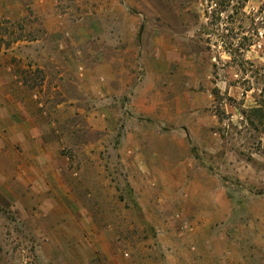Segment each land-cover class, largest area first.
Listing matches in <instances>:
<instances>
[{"label":"rangeland","instance_id":"1","mask_svg":"<svg viewBox=\"0 0 264 264\" xmlns=\"http://www.w3.org/2000/svg\"><path fill=\"white\" fill-rule=\"evenodd\" d=\"M0 109V264H264V0H0Z\"/></svg>","mask_w":264,"mask_h":264},{"label":"crops","instance_id":"2","mask_svg":"<svg viewBox=\"0 0 264 264\" xmlns=\"http://www.w3.org/2000/svg\"><path fill=\"white\" fill-rule=\"evenodd\" d=\"M141 87V83H137L136 86L131 87V91L133 90V93H130L129 90V96H132L133 99H137L136 97V89H140ZM140 92V91H139ZM150 94V96H147V94L144 95V100H146L147 104L144 105L143 109L141 111H139V113H141L142 117L150 119V120H157L159 119L158 115L155 113V111L152 109H150L151 107L149 106L148 100L151 99V106L152 108H154V101H155V95L154 92L152 93H148ZM157 100V97H156ZM12 105V106H11ZM150 107V108H149ZM151 110V111H150ZM1 111V109H0ZM3 113V115H8L9 117H13L14 118V123H11L10 129L12 128V138L15 140H22L23 144H21V147L24 145V149H26L27 151H31L33 149V151L38 152L37 156L39 158H41L43 165H45L46 170L39 172V170H34V172H32V178L31 180L34 179H45L46 182L42 183V187L46 188V189H50L52 186L50 184V181H65L64 178L62 177V175L60 173H58L56 171L57 166L60 164L59 162V158L51 155L50 153L53 151L54 149V145L53 143H49V142H45L43 143L41 141V135H40V124L33 118V114L32 111L26 106V102L25 100H22L21 97H18L17 95H12L10 102H9V106H4L3 111H1ZM1 114V113H0ZM32 141H31V140ZM52 144V145H51ZM15 147V146H14ZM45 154H48L45 156ZM43 156V157H42ZM58 156V155H57ZM38 158V162H40V159ZM64 160V159H63ZM63 163V162H62ZM61 165V164H60ZM47 181H49L47 183ZM55 186V184H53ZM31 187H34V183H32ZM61 189V191L63 193H67V191L70 190V188H68L66 186L65 183L60 182L59 187ZM66 201V206H70L71 203L70 201ZM52 202V201H50ZM72 202V201H71ZM206 204L209 205H214L216 206L215 200L213 198V193H209L206 196ZM76 203V202H75ZM74 201L72 203L75 204ZM137 208V206H136ZM139 210V209H138ZM201 218L199 219L201 222L200 226L197 225L198 220H195V223H192L191 221H188L187 219L181 222V219H183V217L180 219V221L178 222V224L180 225V227L185 230L189 235H191L192 239H194V237H196V234L198 233V230L200 228L203 227H208L209 225V217L208 215H206L205 213H200ZM211 226V225H210ZM195 242V241H194ZM196 246L195 244L192 245V247ZM205 256V255H204ZM201 257L194 255L193 259H200ZM204 259V257H202L200 260Z\"/></svg>","mask_w":264,"mask_h":264},{"label":"built area","instance_id":"3","mask_svg":"<svg viewBox=\"0 0 264 264\" xmlns=\"http://www.w3.org/2000/svg\"><path fill=\"white\" fill-rule=\"evenodd\" d=\"M125 255H127V253H125Z\"/></svg>","mask_w":264,"mask_h":264}]
</instances>
